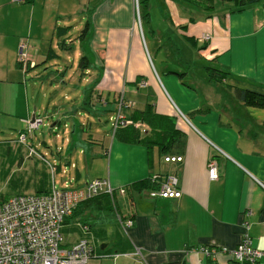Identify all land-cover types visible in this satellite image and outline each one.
I'll return each instance as SVG.
<instances>
[{"label": "crops", "instance_id": "obj_1", "mask_svg": "<svg viewBox=\"0 0 264 264\" xmlns=\"http://www.w3.org/2000/svg\"><path fill=\"white\" fill-rule=\"evenodd\" d=\"M100 2L104 6L94 8L92 15L100 36L90 44L99 64V82L86 103L92 106L97 96L99 104H107L109 98L102 99L104 90L112 94L111 103H119L117 88L128 60L135 89H124L122 104L126 106L111 110L130 118L150 105L152 121L159 128L151 131L147 122L138 121L142 126L138 131L152 136L147 145L88 138L92 139L89 153L81 151L87 169L82 185L108 179L113 188L127 189L124 196L116 197V203L120 215L133 223L124 232L105 199L82 202L75 209H80L79 215L71 219L73 211L62 226L64 248L88 240L94 255L103 258H93L89 264H123L125 260L131 264H237L227 255L206 257L199 250L236 248L248 223L253 248L264 253V108L246 106L233 93L240 88L264 94V0L240 11L229 0H98L96 4ZM140 3L146 25L137 20ZM14 4L0 0V187L7 191L0 193V203L17 195L45 194L52 188L47 180L49 168L28 156L29 144L19 143L18 136L3 138L4 130H14L16 125L5 116L19 117L22 127L23 119L38 115L35 108L31 114L27 109L17 116L21 97L17 105L6 89H25L26 94L24 74L50 59L53 51L45 42L30 46L24 41L21 24L7 17L6 6ZM204 34L208 40L201 39ZM160 47H174L179 65H164L163 56L158 58ZM146 51L154 52L158 69H151ZM22 53L25 66L18 64ZM194 57L204 62L205 70L227 73L216 76L219 82L210 77L209 70L194 80L197 90L217 95V102L200 104L196 93L170 74L169 69L188 70L182 62ZM170 136L176 141L170 142ZM165 156L182 157V162L164 163ZM212 158L218 165L216 181L208 178ZM74 166L78 183L81 173ZM152 175L175 176L180 198H150L140 184ZM84 225L88 232L83 231ZM99 244L105 246L104 251L113 244L114 258L105 260L110 254H98ZM257 264H264V257Z\"/></svg>", "mask_w": 264, "mask_h": 264}, {"label": "rangeland", "instance_id": "obj_2", "mask_svg": "<svg viewBox=\"0 0 264 264\" xmlns=\"http://www.w3.org/2000/svg\"><path fill=\"white\" fill-rule=\"evenodd\" d=\"M97 1L9 0L10 3L15 4L13 7L6 6L7 14L10 12V15H7L8 19L11 18L19 22L23 31H25L24 41L27 40L30 46H36L39 43L45 42L43 45L52 47L56 56H52L35 68H30L26 71L24 74L26 75L25 80H22L23 84L26 83L28 87L26 94L25 89H6L8 93L12 92L11 95L13 94L17 105H19V98L21 97L19 112L17 111L15 113L18 114L17 116L24 111L26 112L27 109L31 114L36 108L38 110L37 117L42 118V123L37 129L28 132L29 120L23 119L22 127H19L22 120L19 117L14 118L13 116L7 115L4 119L12 121L16 125L14 130L3 129L7 131L6 136L3 138L12 139L15 136H19L18 129L22 128V132L26 134V144L33 146L38 152L44 154L51 164L60 166V170L55 172V185L58 189H63L65 182H69L71 179L73 180L72 184L74 188L77 185L84 186L82 184L86 179L87 169L85 161H83L85 154H82L81 151L84 150L86 154L89 153L87 149L92 139L94 141L98 140L100 143H103V141L110 143L111 140H119L124 134L120 130L121 126L114 129L118 111L111 110V108L116 107L117 109L124 105L125 103L122 104L124 89L133 88L134 84L130 81L131 75L128 73V60L125 62L124 72L120 78L119 87L117 88L120 89L118 93V96L121 98L119 103H111L113 96L112 94L108 95L106 90L102 92V99L109 98L107 104L106 101L99 104L98 99H96L97 96L92 98V106L86 103L89 95L99 82V78L96 75L99 64L91 52L90 45L94 44V41H97L100 36L99 31L93 27L95 26V19L94 17L92 19V15H94V8L103 7L104 3L100 2L96 4ZM142 7V4L138 5L137 20L138 23L141 24L143 21L146 25ZM154 21L155 25L160 24L158 19L155 18ZM87 23L90 28L85 35H82V31ZM60 29L63 31L61 34L59 33ZM205 35L208 34L201 36L203 41H205L203 39ZM129 41H131L130 38ZM25 49L27 48L25 47ZM172 49L174 47H170L169 49L160 47L158 58L163 56L164 65L169 64L175 67L176 64L179 65L180 61L177 60L179 58L174 54ZM146 52L151 69L153 71L158 69V58L155 57L154 52ZM24 55L26 57L25 53ZM83 57H85L83 61L87 67H81L80 65ZM182 65L186 66L188 70L184 71L179 68L169 69L172 70L170 74L174 75L182 85L185 84L184 86L192 89L191 91L198 96V102L200 104L204 105L207 100L217 102V95L207 94L204 92V89L197 90L196 83H194V80L200 79L202 74L208 71L207 68L206 70L204 68L206 66L204 62L199 57H194L193 61H189V63L182 62ZM213 73L214 70H211L210 74ZM191 82L192 84L194 83L193 86L190 85ZM142 84H145V82ZM217 90L220 94H223L222 89ZM21 91L22 93L20 94ZM189 102L190 99L187 98V103ZM57 121H60V124H57ZM125 131H127V135L131 136L134 130L130 127ZM136 135L133 132V138ZM138 136L140 139L145 137L143 140L146 142L145 134L140 133ZM89 137L92 139H88ZM147 138L151 137L147 136ZM134 142H137L136 138ZM58 156L62 157L60 164H58ZM66 159H68L71 165L79 166L81 173L80 182L77 183L75 181L76 170L71 168L70 164L66 165ZM1 177L0 175V186H2L1 181L3 179ZM47 180L49 182L51 181L49 174H47ZM0 193H7V191L1 189ZM79 213L80 209H77L71 219L75 218V214L77 217ZM100 245L97 248L98 254L103 252L110 254L104 258L105 260L114 258L116 249H114L113 244L108 246L105 251L101 250ZM61 247L64 246L62 245ZM101 259L103 260L100 256H95L93 260L98 261ZM123 264L131 263L125 260Z\"/></svg>", "mask_w": 264, "mask_h": 264}, {"label": "built area", "instance_id": "obj_3", "mask_svg": "<svg viewBox=\"0 0 264 264\" xmlns=\"http://www.w3.org/2000/svg\"><path fill=\"white\" fill-rule=\"evenodd\" d=\"M203 39L208 40L209 35H205ZM20 59L25 62L24 53ZM183 118L185 119L184 116ZM41 123V117L33 116L28 121L27 131L37 129ZM127 125L142 127L140 123L133 122L118 111L114 129ZM17 141L25 144L26 134L21 132ZM215 149L225 157L223 151L217 147ZM28 156L37 158L47 165L52 188L45 194L17 195L0 203V264H89L95 255L94 248L88 240H80L70 248L61 247L64 221L80 203L100 195H107L115 201V196H124L126 190L113 188L108 179H93L81 188H74L71 179L65 182L63 189H58L55 185L56 165L48 162L46 156L31 145H28ZM163 161L181 163L182 157L165 156ZM74 167L71 165V168ZM207 168L209 180L216 181L218 165L215 158L210 159ZM151 183L154 186L147 192L152 199H178L181 196V192L178 191V179L175 176L152 175ZM118 223L126 232L133 222L131 219L118 216ZM248 228L249 225L246 223L243 239L234 249L205 247L199 252L206 257L216 254L227 255L237 264H257L258 260L264 257V253L253 248L251 238L247 234ZM82 229L84 232L89 231L86 225L82 226Z\"/></svg>", "mask_w": 264, "mask_h": 264}, {"label": "trees", "instance_id": "obj_4", "mask_svg": "<svg viewBox=\"0 0 264 264\" xmlns=\"http://www.w3.org/2000/svg\"><path fill=\"white\" fill-rule=\"evenodd\" d=\"M229 1H231L233 3V6H234L235 9H237L238 11H240V10H243L244 8H246L247 6H249V5L253 4V3H256L258 0H229ZM88 29H89V26H88V23H87L86 26H85V28L82 31V35H85L86 32H88ZM61 32H63L62 29L59 30V33L60 34H61ZM54 55H56V54H54ZM49 56L50 57L53 56V51H52V53ZM84 59H85V57H83L81 59V64H80L81 67H87L86 66V63H84V61H83ZM18 64L20 66H23V65L25 66L26 62H24L23 60L20 59V61L18 62ZM35 66H37V65H35ZM208 70H209L210 77L213 78V80L216 81V82H219V80L216 78V76L219 75L220 77H222L224 74H227V73H222L221 74L216 69H209L208 68ZM211 70H214V73L213 74H210V71ZM233 93L246 106L257 107V108H264V94H262V93L255 92V91H252V90H249V89H240V88H235ZM150 107H151L150 105H147L144 110L137 111L135 115L131 116L128 119L132 120L133 122H138L139 120L140 121L147 122L148 125L151 128V131H155L157 129V127L159 128V126L152 121V119H153L152 117L153 116H151L152 110L150 109ZM57 124H60V121H57ZM130 127L134 130L133 132H135V134H137L135 136V138L137 139V142L136 143H141V144L144 143V144L147 145L148 144L147 141H151L152 138H147V137H146V142L143 140L145 137L142 138V139H140L139 136H138V134H140L141 132H139L138 131L139 129L136 128V127H134V125H127L125 127H121L120 130L124 134H123V136L121 138H119L120 141L134 142V139L135 138H133V132L131 131L132 132V135L129 136V135H127L128 134L127 131H125V130L129 129ZM160 136H161V134H160ZM169 141L170 142L171 141L172 142H175L176 140L174 139L173 136H170ZM25 144H26V141H25ZM67 165H69V164H67ZM56 170L57 171L60 170V166L56 165ZM140 185L142 186V188H144L143 191H147V190L152 189L154 185H153V183H151V176L146 181H144L143 183H141ZM116 197L117 196H115V201H112L107 195H100V196L94 197V198H92L90 200H87V201H85L83 203H88V202H91V201H93L95 199H98V198L101 199V198H103V199H105L107 201V203H109L111 205V208L114 211V215L118 219V216L119 217H122V216L118 212L117 203H116ZM80 204H82V203H80ZM75 211L76 210H74V212ZM169 264H172V263H169Z\"/></svg>", "mask_w": 264, "mask_h": 264}, {"label": "water", "instance_id": "obj_5", "mask_svg": "<svg viewBox=\"0 0 264 264\" xmlns=\"http://www.w3.org/2000/svg\"><path fill=\"white\" fill-rule=\"evenodd\" d=\"M105 248V246H101V249L103 250Z\"/></svg>", "mask_w": 264, "mask_h": 264}]
</instances>
